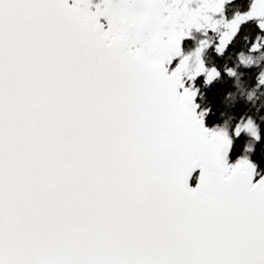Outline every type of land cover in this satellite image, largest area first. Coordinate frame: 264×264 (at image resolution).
I'll return each instance as SVG.
<instances>
[{
    "label": "snow or ice",
    "instance_id": "1",
    "mask_svg": "<svg viewBox=\"0 0 264 264\" xmlns=\"http://www.w3.org/2000/svg\"><path fill=\"white\" fill-rule=\"evenodd\" d=\"M228 2L0 0V264H264V176L195 102L206 51L264 31Z\"/></svg>",
    "mask_w": 264,
    "mask_h": 264
},
{
    "label": "trees",
    "instance_id": "2",
    "mask_svg": "<svg viewBox=\"0 0 264 264\" xmlns=\"http://www.w3.org/2000/svg\"><path fill=\"white\" fill-rule=\"evenodd\" d=\"M250 3L251 0H229L225 16L231 18L236 10L246 11ZM257 35L264 36V31L258 28L257 21L253 19L241 25L225 52L217 53L214 46L210 47L204 59L207 65L217 67L221 75L211 84L204 83L203 75L194 82L199 89L197 102L200 109L207 110L204 115L205 124L210 128L218 126L225 132L229 131L232 136L229 163L244 155V149L248 148L247 154L257 165L259 176L264 171V48L250 50ZM202 39L216 40L217 34L209 30L205 35L193 30L192 35L182 41L184 54L191 52ZM241 116L244 124L251 117L256 133L261 134L260 140L253 136L252 131H245L239 137L233 135V126L240 122ZM195 177L192 178V184Z\"/></svg>",
    "mask_w": 264,
    "mask_h": 264
},
{
    "label": "water",
    "instance_id": "3",
    "mask_svg": "<svg viewBox=\"0 0 264 264\" xmlns=\"http://www.w3.org/2000/svg\"><path fill=\"white\" fill-rule=\"evenodd\" d=\"M69 2H70V0H69ZM70 3H71V2H70ZM102 22H103V21H102ZM170 71H171V70H170ZM205 126H206V125H205ZM206 127H208V126H206ZM208 128H209V127H208ZM210 129H211V128H210ZM230 150H231V149H230ZM229 153H230V151H229ZM228 156H229V154H228ZM234 163H235V162H234ZM234 163H233V164H234ZM198 175H199V169H197L196 172L193 173L192 178H193L194 176H196V177H195V181H194L193 184L191 183L192 178L190 179V181H189L190 186H192V187H195V186H196ZM260 176H264V171H263L259 176H256L255 179H259Z\"/></svg>",
    "mask_w": 264,
    "mask_h": 264
},
{
    "label": "flooded vegetation",
    "instance_id": "4",
    "mask_svg": "<svg viewBox=\"0 0 264 264\" xmlns=\"http://www.w3.org/2000/svg\"><path fill=\"white\" fill-rule=\"evenodd\" d=\"M70 2H71V0H70ZM177 62H178V61H177ZM177 62H176V63H177ZM176 63H175V64H176ZM172 65H173V64H172ZM172 65L169 66V71L175 66V65H174V66H172ZM201 75H202V74H201ZM203 76H204V75H203ZM204 80H205V77H204ZM185 83H186V86H187L188 84H191V83H193V82L188 81L187 78L185 77ZM194 84H195V86H196V83H195V82H194ZM196 87H197V86H196ZM195 102L198 103V102H197V97L195 98ZM198 111L201 112L202 109H200V107H199V108L197 109V112H198ZM206 112H207V111H205V113H206ZM198 113H199V112H198ZM205 125H206V124H205ZM206 126H207V125H206ZM209 128H210V127H209ZM236 161H237V159L232 160L231 164H233V163L236 162Z\"/></svg>",
    "mask_w": 264,
    "mask_h": 264
},
{
    "label": "rangeland",
    "instance_id": "5",
    "mask_svg": "<svg viewBox=\"0 0 264 264\" xmlns=\"http://www.w3.org/2000/svg\"><path fill=\"white\" fill-rule=\"evenodd\" d=\"M94 2H98V0H94ZM101 19H102V21L106 24V21H104L103 18H101ZM210 31H211V30H210ZM202 40H205V39H202ZM200 41H201V40H200ZM200 41H199V42H200ZM198 44H199V43H198ZM198 44H197V45H198ZM202 75H204V74H202ZM204 77H205V76H204Z\"/></svg>",
    "mask_w": 264,
    "mask_h": 264
},
{
    "label": "clouds",
    "instance_id": "6",
    "mask_svg": "<svg viewBox=\"0 0 264 264\" xmlns=\"http://www.w3.org/2000/svg\"><path fill=\"white\" fill-rule=\"evenodd\" d=\"M254 46H255V45H253V47H254ZM229 71H231V70H229ZM249 98H251V97H249ZM240 119H243V116H241ZM249 121H251V117H249Z\"/></svg>",
    "mask_w": 264,
    "mask_h": 264
}]
</instances>
